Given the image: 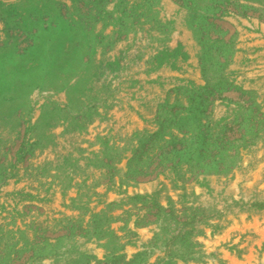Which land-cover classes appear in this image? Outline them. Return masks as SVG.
<instances>
[{"label": "rangeland", "instance_id": "1", "mask_svg": "<svg viewBox=\"0 0 264 264\" xmlns=\"http://www.w3.org/2000/svg\"><path fill=\"white\" fill-rule=\"evenodd\" d=\"M0 264H264V0H0Z\"/></svg>", "mask_w": 264, "mask_h": 264}]
</instances>
